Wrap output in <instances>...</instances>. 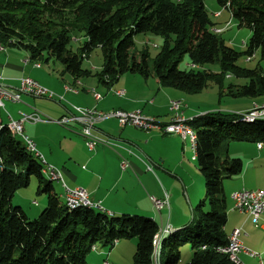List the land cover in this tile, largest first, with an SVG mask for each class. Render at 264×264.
<instances>
[{
	"label": "trees",
	"instance_id": "trees-1",
	"mask_svg": "<svg viewBox=\"0 0 264 264\" xmlns=\"http://www.w3.org/2000/svg\"><path fill=\"white\" fill-rule=\"evenodd\" d=\"M216 1L238 28L251 30L244 50H235L211 30L214 22L204 0H0V46L23 49L28 60L39 63L58 60L75 79L91 74L82 63L99 47L103 64L96 75L107 85L129 72L154 76L163 87L192 94L211 81L222 85V78L231 73L248 79L235 96L264 97L262 68L249 70L236 63L257 48L264 52V0ZM147 32L163 37L157 54H129L134 36ZM73 39L79 40L75 51L70 49ZM185 56L189 69L179 67ZM206 63L218 64L220 71L201 68ZM240 113L215 110L190 120L196 133L194 160L205 177L206 197L192 207L189 225L162 236L159 254L154 247L161 231L158 221L142 214L68 207L43 174L41 159L0 121V264H90L92 249H111L133 238L131 264H236L220 250L229 235L224 179L244 171L243 160L231 156L229 147L233 141L264 146V118L250 121ZM32 177L38 180L37 192L47 195L46 206L34 219L11 201ZM185 244L192 252L187 262L180 259Z\"/></svg>",
	"mask_w": 264,
	"mask_h": 264
},
{
	"label": "crops",
	"instance_id": "crops-1",
	"mask_svg": "<svg viewBox=\"0 0 264 264\" xmlns=\"http://www.w3.org/2000/svg\"><path fill=\"white\" fill-rule=\"evenodd\" d=\"M218 12H221V14L215 16L214 27L225 29L232 28V26L237 27L229 11L222 9ZM227 22H230L228 26ZM225 29L223 32H225ZM2 47L0 46V49ZM2 51L0 52V55H2L0 58V76L2 77L3 85L17 88L20 85V79L28 76L53 91L61 99H68V103L63 104L61 112L58 115H53L56 118L74 111L71 108L72 105L94 108L103 112L115 109L141 111L147 117H155L163 122L171 119L172 110L169 104L171 100L181 102L182 112L187 118L213 110L212 108L206 109L207 107L195 109L196 106L194 104V109L191 110L190 103H186L185 91L172 87H163L154 76L144 78L140 75L139 78H136L135 75L139 74L132 73V76H125L126 73L122 74L113 84L107 85L102 81L96 86L93 84L91 88H96L100 94H103V98L97 101L90 90L86 89L82 93L77 89L79 85L84 86V84H81L84 77L75 79L72 76L73 81H70L71 83L68 82V84L65 79H58L54 82L55 78H51L49 74L50 79L43 81L40 73L36 71L42 67V64L37 67L35 66L37 61L28 60L26 57L15 59L13 56H4ZM60 72V76H62L64 70L61 69ZM92 75L90 74L85 78H89ZM100 85H103L101 90H99ZM118 89L125 90V94L123 96L114 94L115 90ZM255 101H257L255 104L264 103L263 98ZM13 109L14 107L11 106V112L8 111V116L12 119H19L21 113L39 112L35 107H30L27 104L19 106L17 108L18 111H13ZM245 109L248 110L250 108ZM238 110H241L238 112H243L242 109ZM0 121L5 122L2 118H0ZM34 126L36 131H33ZM39 128L40 130L37 131ZM47 132L53 133L56 138L45 137L43 134ZM81 133L82 125L77 122H70L67 125H60L58 122L52 121L24 122V134L34 141L35 148L39 150L47 163L60 169L66 186L84 188L88 191L89 198L100 201L107 213L114 215L123 213L142 214L152 217L155 221L156 215L159 214L161 230L166 228L173 230L185 224L172 221L173 211L170 208L169 200L174 197L175 190H185L189 200L192 201L189 193L191 189H194L195 182L191 179L189 172L182 169L186 160L184 156H180L179 152L187 140H183L184 142L179 144L177 142L178 135L165 136L161 135L158 130L143 131L133 126L122 127L118 120L114 118H107L98 122L93 132L100 138L111 140L113 144L110 146L100 143L90 150L86 146L85 139ZM263 148L264 146L259 147V143L253 146V152H251V159L247 167L248 170L245 173L243 171L237 177V179H242L241 182H237L235 185L238 188L237 190H242L243 188L255 190V188H260L259 185L248 184L245 178L246 173L250 169H263L257 164L252 165L254 168L250 167L255 161L264 159ZM174 149L178 153V157H175V159L172 156ZM230 151L231 148L229 147ZM182 153L184 154V151ZM190 155H192L194 160L193 150ZM122 159H125L128 163L126 168L121 167ZM197 171L201 172L199 168H197ZM199 172H197V175H199ZM61 185L60 183V194L63 197L65 190ZM169 190L172 192V197L168 195ZM166 195L168 196V206L162 207L161 210L156 209L152 198L164 199ZM232 204L228 207L225 232L229 234L234 228H241L240 238L243 242L242 244L256 249L255 244H253L254 238L252 239V237L259 235L258 230H256L257 226L252 223L251 218L247 217V214H242L235 210ZM260 217V223L263 224L264 213ZM258 228L264 231L263 225H259ZM250 233L251 237L249 238ZM122 243L121 240L115 246L119 247ZM116 247L112 251L106 248L92 249L95 253L91 257L93 260L91 264H105V261L108 264H112L110 258L115 253ZM240 257L244 262L243 264H259L256 259L250 257L246 252H241ZM113 263L118 264L116 262Z\"/></svg>",
	"mask_w": 264,
	"mask_h": 264
},
{
	"label": "rangeland",
	"instance_id": "rangeland-1",
	"mask_svg": "<svg viewBox=\"0 0 264 264\" xmlns=\"http://www.w3.org/2000/svg\"><path fill=\"white\" fill-rule=\"evenodd\" d=\"M176 1V0H173ZM205 7H206V12L208 13L210 19L212 22H214L215 19V13L218 11L222 10L221 7H219L218 3L216 0H204ZM251 35V30L247 27H242L238 28L236 26H232V28H227L225 29V32L221 34V36L226 40V42L233 47L235 50L242 51L246 46H243L241 44L242 40H245L246 42H249L250 36ZM162 36L156 35L151 32L147 33H138L134 36V45L132 46L130 53L131 55H135L136 57L140 56V53L147 51V53L150 54L151 57H154L157 52L160 50V47L163 43ZM79 40L73 39L70 45V49L73 51L77 50V47L79 45ZM2 47L0 49V52H3L4 56H13L15 59H22L21 57H27L28 54L25 50L23 49H18L14 47ZM101 49L99 47L93 49L89 55H87L82 63V68L88 69L92 76L89 78H85L82 80L81 84H84V86L79 85L77 86V89L81 91L82 93L84 90H90L91 94L94 96V92L91 88V86L94 84H99L100 81H98V76L96 75L97 72L100 71V67H102L103 64V55H101ZM2 55H0V58ZM240 66L253 69L256 68L257 66H260L262 70L264 71V52L261 48H257V50L254 52L253 55L248 56V55H242L241 58L236 62ZM42 67L40 69H37L36 71L40 73L41 79L43 81L45 79H50V77L55 78L54 82H56L58 79L61 80H66L67 83L70 81H73V77L69 72H63L62 76L61 75V69L64 68L63 64L58 61H50L48 63L42 62ZM189 64V58L188 56H185L182 62L179 64V67L181 69H189L190 68ZM201 68L211 70L213 72H219L220 71V66L218 64L214 63H206ZM50 74V77H49ZM125 76H132L131 73L127 72ZM136 78H139L140 75H135ZM138 76V77H137ZM38 79V78H37ZM71 83V82H70ZM222 85L218 84L215 81L209 82L207 88L202 89L201 92L199 93H185V99L186 103H190V108L191 110L193 108V104L196 106L195 109L204 108L207 107L206 109L212 108L213 110H225V111H241L238 109H242V111H246L247 109L245 108H251L254 106V104L257 102L255 100H258L260 98H263V96L259 97H240V96H235L234 93L236 92V88L239 85H243L248 83V79L246 78H239L234 76V74L228 73L225 75V77L222 78ZM69 84V83H68ZM45 87V86H44ZM46 88V87H45ZM91 88V89H90ZM48 89V88H47ZM96 89V88H93ZM103 89V85L99 86V90ZM167 89V88H166ZM97 92H99L96 89ZM100 93V92H99ZM103 95V94H102ZM22 102L15 103L11 101H5V106L1 107L0 106V118H2L5 122L9 121L10 118L8 116V111L11 112V106L14 107L13 111H18L17 108L21 106L22 104H27L30 105V107H35L44 117L52 119V120H57L60 117L56 118L53 115H58V113L61 112V109H63V104L68 103V99H61L57 94L54 95V97L49 98V97H34L29 94H22ZM11 102V103H9ZM185 103L184 101H182ZM21 103V104H20ZM12 104V105H11ZM70 104V103H69ZM72 105V104H71ZM77 106V105H75ZM194 106V107H195ZM38 107V108H37ZM82 107V106H80ZM209 107V108H208ZM86 108V107H82ZM245 109V110H243ZM12 111V112H13ZM67 114V113H66ZM46 122V121H44ZM129 126V125H128ZM33 131H36L35 126L33 127ZM31 129V127H30ZM139 129V128H138ZM37 129V131H39ZM161 135L165 136H172L174 134H167L162 131H159ZM45 137H49L52 139H55L56 136L52 133H45L43 134ZM178 138V143L182 144L184 141L180 136H177ZM256 143H251V142H231L230 143V148L231 151L229 154L233 157H239L243 160L244 162V173L248 170V165L250 161V155L251 152H253V146H256ZM184 148V149H183ZM183 148H180V156H184L185 158V163L182 166V169H184L186 172H189L191 179L195 182V187L194 189L190 190L192 201L189 200L188 195L186 194L185 190L181 191H176L174 192V197L169 200V204H171V210L173 211V217L172 221H177L179 223H185L182 227L183 228L187 225L190 224L191 218H192V207L199 201L201 198L206 197V186H205V177L204 175L197 171V164L193 160V157L191 154L193 147L192 143L190 140L185 142V145ZM39 151V150H38ZM184 151V154L182 153ZM264 152V148L263 151ZM178 153H176V150L172 152L173 159L175 157L177 158ZM183 154V155H182ZM264 158V155H263ZM255 164L260 165L262 167V170H257V169H250L246 173V182L250 185H255L260 188H264V159L257 160L255 161L254 164H251L254 166ZM197 172H199V175H197ZM242 179H237V177L232 178V179H224V192L225 196L227 198V211L229 205L232 204V194L233 191H237V187L235 186L237 182H241ZM38 186V180L35 177L31 178L30 184L25 187H21L15 192V195L13 199L11 200L15 206H20L22 209L25 211V214L28 215L30 219H34L38 217L40 212L43 210V208L46 206L47 203V195L45 193H38L37 192V187ZM52 187H54L59 195V198L61 201H64L63 197L60 194V183L57 180L52 181ZM172 192L169 190V194L171 197ZM200 197V198H199ZM161 199V198H160ZM196 199V200H195ZM168 212V209H167ZM160 215H156V221L160 223ZM257 232H259V235H254L252 237L255 247L250 248L249 246H245L247 249H250L251 251H254L256 253H264V231L260 230L258 228ZM177 228V229H180ZM251 237V233L249 235V238ZM245 238V237H244ZM122 244L119 247H116L115 253L112 255L110 258V262L112 264H115L113 262H116L118 264H131L132 257L135 252V246H136V239H123ZM190 244H185L182 245L181 247V260L183 262L189 261L191 258V247L189 246ZM113 247V248H115ZM111 248V251L113 250ZM94 250H92L88 256V263H92L93 261L91 259L92 255H94ZM240 257V256H239ZM250 257L254 258L257 260L259 264L260 259L258 256H251ZM264 257V255H263ZM241 259V257H240ZM242 264L244 263L241 259Z\"/></svg>",
	"mask_w": 264,
	"mask_h": 264
},
{
	"label": "built area",
	"instance_id": "built-area-1",
	"mask_svg": "<svg viewBox=\"0 0 264 264\" xmlns=\"http://www.w3.org/2000/svg\"><path fill=\"white\" fill-rule=\"evenodd\" d=\"M221 12H217L214 15L219 16ZM230 22H227V26ZM225 28L212 27L211 30L214 33H222ZM241 44L243 46L247 45L245 40H242ZM28 61V60H27ZM35 66L40 67L41 64L39 62L35 63ZM20 85L17 88H10L6 85H3L2 77L0 76V106H5V101H11L15 103H19L22 101V94H29L34 97H54L55 93L36 81L33 78H29L28 76L22 77L20 79ZM69 89V88H67ZM94 92V98L98 101L103 98V95L97 92L95 89H92ZM125 90L118 89L115 90L114 94L117 96H123ZM170 109L172 110V116L169 121L163 122L158 120L155 117H147V115L143 114L141 111H123V110H109L107 112L98 111L94 108H82L80 106L72 105L74 111L69 112L57 120H52L44 117L40 112L33 113H21L19 119H12L6 122L12 136L19 137L25 144L26 149L33 152L36 156H38L44 164L42 169L43 174H47L50 179L57 180L64 187V203L68 207H77V206H88L91 208L103 210V206L100 201H95L89 198V193L82 187H74L70 188L66 186V183L63 180L62 173H60V169L56 168L54 165L49 164L45 161L44 157L37 150L36 145L33 140H31L28 136L24 134V122H39V121H52L58 122L60 125H67L70 122H77L82 125V135L85 139L86 146L92 150L97 144H106L111 145L113 142L106 138H100L94 132L96 124L104 119L114 118L117 119L120 126H133L143 131L149 130H158L167 134L178 135L182 138V140H190L193 147V152L195 154V141H196V133L193 129H191V125L189 124L191 118L185 117L182 112V104L178 100L170 101ZM242 117L246 120L254 121L259 118H264V103L255 104L250 109L243 111L240 113ZM262 144L259 143V147ZM128 163L125 159L121 160V167L126 168ZM154 206L156 209L161 210L162 207L168 206V196L164 199L152 198ZM233 208L242 214H247L251 221L256 226L263 225L264 223H260V216L264 213V189L255 188L254 189H245L233 191L232 194ZM241 228H234L228 235V242L225 247L220 248V250L226 254H228L229 258L236 264H242L240 259V253L246 252L251 256H258L260 259V263L264 264V253H256L247 249L242 243L240 238ZM169 228L161 230L160 233H157L155 236L154 244H155V253L158 251L159 243L163 236V233L168 232ZM157 255V254H156ZM105 264L108 262L105 261Z\"/></svg>",
	"mask_w": 264,
	"mask_h": 264
},
{
	"label": "water",
	"instance_id": "water-1",
	"mask_svg": "<svg viewBox=\"0 0 264 264\" xmlns=\"http://www.w3.org/2000/svg\"><path fill=\"white\" fill-rule=\"evenodd\" d=\"M169 233H171V231H168V232L163 233V238L167 237V236L169 235ZM160 246H161V245L158 246V254H159L160 249H161Z\"/></svg>",
	"mask_w": 264,
	"mask_h": 264
}]
</instances>
